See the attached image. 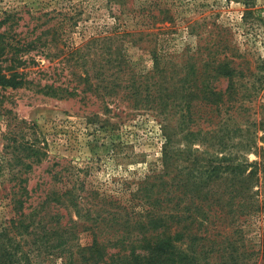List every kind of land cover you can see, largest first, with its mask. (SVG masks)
<instances>
[{
    "label": "rangeland",
    "instance_id": "rangeland-1",
    "mask_svg": "<svg viewBox=\"0 0 264 264\" xmlns=\"http://www.w3.org/2000/svg\"><path fill=\"white\" fill-rule=\"evenodd\" d=\"M214 24L229 30L219 32ZM115 34L118 39L107 43L125 39L123 51L136 70H84L74 64V49L99 39L100 53L102 38ZM222 36L241 54L234 56V64L241 62L251 72L238 83L251 90L245 108L225 110L218 118L207 113L196 115L195 121L183 120L179 107L164 105L146 92L151 88L153 95L166 96L186 71L153 70L157 53L172 56V67L186 59L185 52ZM13 72L23 79L18 87L4 86L0 77L4 262L75 264L69 250L55 247L58 220L70 229L75 221H96L88 220L86 208L80 220L74 207H58L50 199L56 190L73 189L84 197L81 205L92 211L93 204L101 206L93 194H107L137 213L148 204L140 197L146 176L158 182L164 174L169 184L204 186L197 194L199 202L216 200L228 206L227 213L237 221L235 233L227 229L230 239L245 254L224 256L221 264H263L264 0H0V76ZM131 81L138 94L125 89ZM50 84L61 88V96L44 90ZM226 84L223 80L219 87ZM256 88L261 90L252 93ZM163 194L176 198L175 190ZM177 196L184 206L188 199L179 192ZM192 211L195 216L211 214L207 209ZM97 222L106 231L112 228ZM85 228H76L74 242L91 241L92 230ZM218 259L214 254L207 262L216 264Z\"/></svg>",
    "mask_w": 264,
    "mask_h": 264
},
{
    "label": "trees",
    "instance_id": "trees-1",
    "mask_svg": "<svg viewBox=\"0 0 264 264\" xmlns=\"http://www.w3.org/2000/svg\"><path fill=\"white\" fill-rule=\"evenodd\" d=\"M250 4L246 2L245 5L250 7ZM251 11L252 9L248 8L247 12ZM162 13L163 10H161ZM166 19L171 20L172 17L163 18V20ZM214 27L219 32L227 33L229 30L220 24H214ZM208 32L211 33L213 30H208ZM222 37L218 41L209 39L208 46H198L196 49L185 52L182 56H186V59L175 62L171 65L172 67H168L169 61H174L172 56L162 58V54L157 53L154 56L156 66L153 70H173L177 67V70L186 71L179 77L176 85L167 90L166 96L153 95L154 90L151 88H145L146 92L149 91L151 97L160 99L164 105H171L173 108L179 107L182 112L180 117L183 120L195 121L196 115L207 116V113L211 114V118H218L225 110L245 108V99L251 90L248 86H239L238 83H243L244 81L241 79L247 78L251 72L244 68V64L241 62L238 63V66L234 64V56L241 54L229 38ZM113 38L118 39L117 34L102 38L100 53L96 50L99 39H93L89 45L84 46L86 50L84 47L74 49L71 59L77 66L84 67V70H136L135 64L123 51L122 45L125 39L118 40L116 45L108 44L107 40H113ZM1 49L3 50L4 47ZM152 53H155V50ZM88 63L92 65L85 68ZM96 65L100 66L96 68ZM0 77L4 86L18 87L23 83L18 72H13L9 77L5 75ZM223 80H227V84L221 88L219 84ZM263 80L264 74L261 75V81ZM125 89L132 92L133 95L140 92L135 82L128 83ZM44 90H52V94L61 96L59 94L61 88L54 87L52 84L47 85ZM260 90L261 88H256L252 90V93L257 94ZM69 93L72 94L74 91L71 90ZM140 96L143 97L142 94ZM179 100L183 102L182 106ZM167 153L166 149L164 172H167ZM152 177L153 175L146 176L147 184L140 189V197L142 196L148 204L145 203L146 207H141L143 211L137 213L129 210L127 204H122L121 200L113 199V196L107 194L98 195V197L93 194V197L98 199L96 205L101 203V206H97V208L93 204L92 211L91 207L81 205L84 197L74 192L73 189L67 188L63 192L56 190L50 199L58 207L61 205L66 208L74 207L73 209H76L80 220L84 216L81 212L83 208H86L88 220L96 222L80 224V221H75V225L72 226L74 229L71 228V230L70 227H66L58 220L55 247L60 252L69 250L68 257L74 258L75 264H212L207 262V259L214 254L219 257L216 264H221L222 257L227 256L231 259L232 256L237 255L240 247L234 239H230V233L237 231V221L231 219L230 213H227L229 210L226 204L216 200L207 204L204 201L199 202L197 194L199 190L205 188L201 184L188 188L187 182L177 181L169 184L164 174L159 175L160 178L154 176L159 179L158 182L152 180ZM152 182L155 183L154 186L151 184ZM153 187L161 188V191L154 190ZM173 188H175V200L163 194L164 192L173 194ZM178 192L188 199L184 206L182 205L183 198L177 196ZM153 193H158V195L153 197ZM48 199L43 201V204L47 203ZM195 209L203 212L207 209V212H211V214L195 216L192 211ZM260 209L264 211V205ZM223 211H225L224 215L221 214ZM91 213H94L95 217H92ZM57 216L59 219L61 218L60 210ZM98 219L112 227L111 230L106 231L105 228H100L99 224L96 225ZM80 225H84L85 229L92 230L91 241L85 245L73 241L79 236L76 228ZM228 228L231 230L230 233ZM184 245L189 248L186 249ZM238 254L245 253L240 251ZM0 264H8L2 260L1 255Z\"/></svg>",
    "mask_w": 264,
    "mask_h": 264
}]
</instances>
